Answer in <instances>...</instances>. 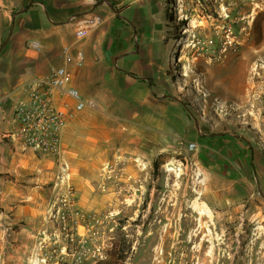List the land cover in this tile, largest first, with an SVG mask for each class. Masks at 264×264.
I'll return each mask as SVG.
<instances>
[{
  "label": "rangeland",
  "instance_id": "obj_1",
  "mask_svg": "<svg viewBox=\"0 0 264 264\" xmlns=\"http://www.w3.org/2000/svg\"><path fill=\"white\" fill-rule=\"evenodd\" d=\"M155 1L173 96L200 126L245 133L264 153V0ZM127 115L105 118L97 104L79 113L74 158L63 162L83 218L63 230L74 223L51 214L58 264L108 260L114 243L123 244V264H264L256 185L223 201L206 156L188 148L197 138L181 130L155 146L137 112Z\"/></svg>",
  "mask_w": 264,
  "mask_h": 264
},
{
  "label": "crops",
  "instance_id": "obj_2",
  "mask_svg": "<svg viewBox=\"0 0 264 264\" xmlns=\"http://www.w3.org/2000/svg\"><path fill=\"white\" fill-rule=\"evenodd\" d=\"M157 6L154 0H0V264H58L63 259L50 219L57 194L56 161L8 138L15 130L9 115L17 101L63 66L66 86L92 98L105 118H128L135 110L155 146L160 137L174 140L181 130L198 139V144L189 143L195 145L191 151L206 156L205 169L223 201L235 203L254 184L264 200L259 144L242 132L212 133L173 96L169 45L160 43L164 35L156 25ZM80 19L101 25L77 41L73 29ZM31 42L38 43V51L30 48ZM77 54L81 65L66 66L65 58L75 61ZM56 100L62 103L60 97ZM2 112L7 114L4 121ZM78 116L62 131V161H73ZM260 131L264 145V123Z\"/></svg>",
  "mask_w": 264,
  "mask_h": 264
},
{
  "label": "built area",
  "instance_id": "obj_3",
  "mask_svg": "<svg viewBox=\"0 0 264 264\" xmlns=\"http://www.w3.org/2000/svg\"><path fill=\"white\" fill-rule=\"evenodd\" d=\"M100 25L99 20L80 19L74 25V38L77 41L84 40ZM29 46L36 51L39 50L36 42H31ZM81 63V54L76 55L75 61L70 57L65 58L66 66L72 64L79 67ZM67 76L65 66L58 68L50 78L37 81L25 99L17 101L9 115L15 130L8 136L11 141L19 143L25 149L56 161L57 183L53 187L57 194L53 216L62 223L69 221L75 225L63 226V230L76 227L78 219H82L83 216L76 208V195L70 185L68 167L61 160L62 131L72 121L74 114L86 108L96 107V102L92 98L83 97L78 90L66 86ZM57 97L62 99L61 104L57 103ZM6 118L7 114L2 112L1 120L4 121ZM188 148L192 150L195 145L189 144ZM68 237L72 240L73 234L69 233Z\"/></svg>",
  "mask_w": 264,
  "mask_h": 264
},
{
  "label": "trees",
  "instance_id": "obj_4",
  "mask_svg": "<svg viewBox=\"0 0 264 264\" xmlns=\"http://www.w3.org/2000/svg\"><path fill=\"white\" fill-rule=\"evenodd\" d=\"M107 255L109 257L108 260H101L96 262L95 264H123L125 259L123 244H112L110 250L107 251Z\"/></svg>",
  "mask_w": 264,
  "mask_h": 264
},
{
  "label": "bare ground",
  "instance_id": "obj_5",
  "mask_svg": "<svg viewBox=\"0 0 264 264\" xmlns=\"http://www.w3.org/2000/svg\"><path fill=\"white\" fill-rule=\"evenodd\" d=\"M253 78V77H252ZM251 83V82H250ZM170 170V169H169Z\"/></svg>",
  "mask_w": 264,
  "mask_h": 264
}]
</instances>
